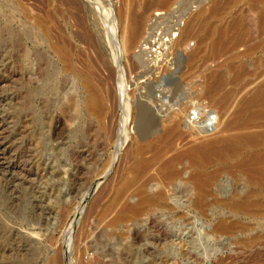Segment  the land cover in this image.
I'll return each instance as SVG.
<instances>
[{"label":"rangeland","instance_id":"obj_1","mask_svg":"<svg viewBox=\"0 0 264 264\" xmlns=\"http://www.w3.org/2000/svg\"><path fill=\"white\" fill-rule=\"evenodd\" d=\"M146 1L129 0L135 4ZM177 1L172 0L170 6L160 9L167 13L160 20L162 27L172 25L177 13L182 11L179 15H185L204 0H180L181 7H177ZM66 3L0 0V124L5 133L0 136V144L5 145L0 147V264H52L55 260L58 264H264V185H248L246 174L233 169L220 171L204 214L190 205L179 208V203L194 201L189 188L181 183L190 170L181 165L179 169L184 174L173 183L175 199L171 201L176 212L153 210L151 214L112 225L122 206L119 200L125 194L135 192L149 179L168 181L160 162L152 163L148 172L135 180L134 152L159 134H153L156 127L151 118L160 105L168 104L177 95L190 103L201 97L205 90L201 87L200 72L207 64L188 72L183 63L181 74L186 72L187 76L176 83L179 75H167L163 78L166 87L153 85V89L146 90L148 93L143 91L156 99L143 100L139 92L128 88L134 90L136 78L147 80L135 58H130L133 52L125 55L124 72L118 70L117 58L113 59L114 64L110 61L108 52L112 47L110 27L114 19H120L123 0ZM224 3L218 5L220 11L211 2L204 4L206 9L198 17L197 12H189L186 24L192 23L194 32L204 26L247 24V45L253 51L239 62L249 75L234 83L233 74H227L222 93L239 89L244 79L245 84L250 83V92L264 78V32L260 33L258 18L264 2ZM211 10L218 12V16ZM39 18L49 24V36L38 28ZM31 30L36 33L30 36ZM50 42L66 45L79 74L93 79L101 89L109 108L103 123L80 117L76 126L66 124L67 115L61 113L56 102H63L67 93L78 94L79 82L77 75L73 78L62 65L55 66L48 48ZM194 49L196 44L192 41L185 53L179 52L181 59H187ZM37 50L42 57L43 81L39 88L34 87L30 100L27 77L33 73L29 68ZM176 52L171 58L177 57ZM207 52L204 48L203 54ZM122 81L128 88L126 93L132 96L129 106L124 103ZM202 101L213 107V129L219 130L224 111L206 99ZM120 143H124L122 147ZM260 149L264 151V145ZM144 158L152 160L153 154L149 151ZM248 193L249 210L234 211L232 204ZM222 223L227 230H218Z\"/></svg>","mask_w":264,"mask_h":264},{"label":"bare ground","instance_id":"obj_2","mask_svg":"<svg viewBox=\"0 0 264 264\" xmlns=\"http://www.w3.org/2000/svg\"><path fill=\"white\" fill-rule=\"evenodd\" d=\"M64 1L68 4H73L74 0ZM228 1L204 0L200 4H197V7L188 11L190 13L197 12L196 16L198 17L206 9L203 6L204 4L211 2L216 10L218 5L224 2L227 3ZM254 1L258 3L264 2V0ZM172 3V0H147L145 3L135 4L129 2V0H123L120 6V19L117 22L113 18L114 20L110 27L112 47H110V51L108 50L110 52V61L113 62V59L117 58V61H115L117 62L118 70L124 72L123 62L125 61L123 60L126 58L125 55L133 52V56L131 55L130 58H135L134 61H137V64L141 67L139 69H142V76L147 77V80L144 79L145 81H142L143 79L140 81V77L136 78L133 84L135 86L134 90H131L132 87L128 86L129 91L134 93L139 92L138 96L141 99L149 97V99L154 100L156 99L154 96H146V90L150 87L153 89V85L164 87L163 78L167 75L171 77L179 75L175 78L174 82L176 80L181 81V78L188 74L186 72L181 74V65L183 63L188 72L195 68L205 67V64L208 65L210 61L213 65L211 66V63H209L208 67L206 65L205 70L200 72V76L203 78V86L198 85L203 87L205 91H203L204 93L202 92L203 94L200 92L202 95L201 97H196L195 99L197 100L195 102L192 100L191 103L184 102L186 97H178L177 95L172 101L169 100L168 104L160 105L154 111L156 116L153 117L151 115L154 119L149 117L155 122L154 126L156 130L155 132L153 131V134H159L155 135L154 139L150 140L147 145L138 147L134 152L135 163L132 168L134 179L138 180L146 174L151 168L152 163L160 162L161 169L167 175L168 181L157 182L149 179L141 183L135 192L125 194L119 200L122 202V206L112 221V225L114 226L132 218L151 214L150 212L153 210L169 213L176 212V207L171 204V201L175 199V186L173 183L174 181L181 180L184 174L179 169L181 165H186L187 169L190 170V172L185 173L186 177L181 180V183L189 188L188 191L190 190L191 195L194 196V201L188 204L187 201L183 202V204L179 203L178 205H182L179 208L190 205L203 214L206 212L209 199L213 196L212 190L218 182L219 173L223 169H233L236 172L246 174L248 185L260 187L264 185V151L260 149L264 145V78L249 92L250 83L245 84V79L249 75V72L246 70L244 64L239 62L241 58L249 57V54L253 51L247 45L249 42V28L246 27L247 24L243 26L235 23L222 28L204 26L202 29L194 32L191 29L192 23L186 24L189 12L180 16L179 14L182 13L180 10L181 12L177 13L176 21H172V25L162 27L161 22L163 20H160L167 13H163L160 9L170 6ZM175 4L179 7L181 1L179 0ZM217 9L218 11L221 10ZM258 18L260 33L262 34L264 32V8L259 12ZM166 19H168V16ZM36 23L38 28L49 36V24L40 18L36 19ZM35 33V30H31L29 35L31 36ZM192 41H195L196 49L188 54L187 59H181L179 52L181 54L185 53ZM48 48L54 58L55 66L62 65L63 70L70 73L73 78L77 75V81L79 82V88L76 89V93L78 94L71 96L70 93H67L65 102H62L61 99V101L56 102V107L59 106L61 113L67 115L66 124H69V127L76 126L80 117L86 121L103 123L109 114V108L107 100L99 86L90 77L79 74V70L71 55L72 51L70 52L66 45L59 43L52 44L50 42ZM204 48L208 49L205 55L203 54ZM240 48H243V50H239ZM32 50L28 51L30 57ZM175 51H177V57L171 58L174 56ZM226 54L230 55L224 58V60L215 62L217 58H222ZM35 58V60L32 59V67L29 68L33 73H29L27 77L30 100H33L34 87L39 88V84L43 81L44 70L42 68L40 51L36 52ZM136 70L138 71V69ZM230 73L233 74L231 80L234 83L243 78L245 79L239 89L222 93L228 81L227 74L229 75ZM36 83L38 84L36 85ZM121 83L123 85L124 103L129 106L128 102L132 96L126 93L128 88H126L125 82L122 81ZM150 83H152V86ZM163 89L165 90V88ZM204 99L208 100V103L218 105L224 111V122L219 130L213 129L215 111L213 107L207 106L202 101ZM192 116L194 117L192 118ZM151 119H149L150 123H152ZM160 126H162L161 129H159ZM3 133L4 129L0 124V136ZM123 144L120 143V147ZM4 146L3 143L0 144V147ZM149 151L153 154L152 160L144 158L145 154ZM232 208L234 211H248L249 193L244 199L236 200L232 204ZM218 230L225 231L227 230V226L222 223L219 225ZM52 264H58V261L55 260Z\"/></svg>","mask_w":264,"mask_h":264}]
</instances>
